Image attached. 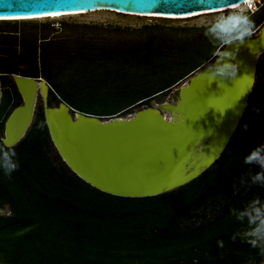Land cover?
<instances>
[{
  "label": "trees",
  "instance_id": "16d2710c",
  "mask_svg": "<svg viewBox=\"0 0 264 264\" xmlns=\"http://www.w3.org/2000/svg\"><path fill=\"white\" fill-rule=\"evenodd\" d=\"M262 11L264 1L251 13ZM263 23L264 17L254 26V31ZM60 26L73 27V35L57 37L56 41L44 38L40 50L35 48L28 57L21 54L17 59L0 53V59L7 66V71L0 73L41 78L49 86L48 107L63 103L76 112L104 119L122 118L136 107H148L153 99L163 97L205 62L215 59L212 51L160 84L152 83L153 78L145 76L138 86L128 85L121 91L124 101L118 103L113 99L112 106L103 104L96 109L91 98L58 90L60 75L45 68L56 45L64 40L77 36L97 47V38L76 33L96 27H74L67 23ZM148 29L164 30L143 27L140 32L145 34ZM168 30L173 31V37H178L176 31L198 29ZM105 39L109 38L100 40ZM119 50L125 52L124 48ZM91 51L85 49L90 55L88 59L97 61L99 54ZM107 55L108 62L116 60L117 54ZM131 55H119L123 57L124 68L131 66ZM158 57L160 60L161 56ZM12 90L15 91L14 86ZM255 101L260 104L254 112ZM18 105L19 102L11 103L10 94H5L0 102L2 145L4 122ZM250 115H253L251 125L245 128ZM262 143L264 74L255 78L248 105L225 151L201 175L161 195L118 197L91 187L67 168L50 141L40 109L23 139L9 147L15 153L11 158L18 162L17 169L10 176L0 171V209L7 206L9 210V215L0 216V264H261L264 255L250 247L244 237L247 217L238 220L237 215L254 199L264 204V182L252 179L264 169L258 163L243 162Z\"/></svg>",
  "mask_w": 264,
  "mask_h": 264
},
{
  "label": "water",
  "instance_id": "95a60500",
  "mask_svg": "<svg viewBox=\"0 0 264 264\" xmlns=\"http://www.w3.org/2000/svg\"><path fill=\"white\" fill-rule=\"evenodd\" d=\"M247 1L249 0H0V18L84 14L97 11L137 17H152L154 14L189 16L205 12L219 13ZM262 25L261 29L259 27L258 35L246 39L244 45L258 41L264 27ZM243 44L239 46V51L242 46L244 47ZM254 45L247 54L245 52L253 62L250 90L244 102L238 105L229 132L226 126H221L215 120L210 121L211 129L204 128L203 121L202 123L197 121L192 127L199 130V134L196 135L191 131L192 128H189L191 124L187 127L190 115L182 122L170 124L159 115V112L163 113L162 109L154 105L138 110L126 118L104 119L76 112L63 103L48 107L45 94L43 116L55 151L78 178L91 187L113 196L152 197L189 183L221 156L248 105L258 58L255 53L264 52V45L256 43ZM225 47L232 49L236 46ZM241 54V51L237 52L234 63H240L238 58ZM206 67L201 68L186 82L191 85V92L199 89L209 78L201 73ZM14 81L22 104L13 109L4 122L2 143L7 147L15 146L27 133L33 119L37 84L41 82L17 76L14 77ZM223 84L231 103L232 87L228 78H225ZM173 107L170 104L167 106L170 110H174ZM175 111L179 112L177 109ZM47 114L50 117V124ZM58 115L64 120H59ZM10 133L13 141L7 143V135ZM214 145L220 147L216 156L211 161L204 162L203 153ZM187 148L189 155L184 157ZM1 215L3 213L0 210Z\"/></svg>",
  "mask_w": 264,
  "mask_h": 264
},
{
  "label": "rangeland",
  "instance_id": "374dc122",
  "mask_svg": "<svg viewBox=\"0 0 264 264\" xmlns=\"http://www.w3.org/2000/svg\"><path fill=\"white\" fill-rule=\"evenodd\" d=\"M263 1H253L256 4V9L258 4H261ZM238 9L251 16L254 21V26L259 24L264 17V11L252 15L251 12L255 10L249 12L246 4ZM219 13L175 19L137 17L108 11H97L58 18L10 21L11 23L0 22V42L2 41L0 46L3 44V49H0V53L10 54V56L14 55L17 59L21 54L28 57L35 48L37 51L40 50L42 46L41 42L44 38H52L56 41L57 37H71L70 35H73L71 28L73 27L64 29L60 26V23H67L74 27H96V29H76L77 32H75L85 37L97 38L99 40L97 47L96 45L92 47L91 41H83L77 36V38L73 37L72 40H64L56 45L54 54L51 56V61L45 68L49 69L52 74L60 75L58 90L62 93L73 92L78 93L81 97L91 98L92 107L100 109L103 104L105 107L112 106L113 99H117L116 102L118 103L124 101L123 96L120 95L121 91L128 88V85L138 86L140 84L139 82L145 76L149 75V77H152V83L160 84L180 74L188 65L210 55L215 47L216 41L211 33H207V28L215 22L218 18L217 14ZM143 27H159L164 28V30L154 31L148 29L145 31V35L140 32ZM168 29L198 30H192V32L176 31L175 35L178 37H173V33H171L173 31ZM258 32L259 28L254 31L251 38L257 36ZM106 37L109 39L100 40ZM114 39L126 41L116 43L112 41ZM123 48L125 52L122 51L123 53H120L119 49L123 50ZM85 49L87 51L94 50V54H99V59L93 62L89 60L90 55L85 53ZM72 50L73 55L71 54ZM109 53L113 55L117 54L115 55V61H107V54ZM125 53L127 55L132 54L130 57L131 66H127V68H124L122 65L123 57H119V55ZM101 55L104 56L100 58ZM158 56H161L160 60ZM5 69H7V66L0 59V72H6L7 70ZM199 70L195 71L188 78L183 79L163 97L153 99L148 107L151 105L157 107L167 106L168 102L174 104L177 96L176 90L180 89ZM263 74L264 52L260 53L256 59L254 81L256 77ZM259 104L260 101H255L252 106V111L255 112ZM51 107H55V104H52ZM143 108H147V106L136 107L132 109L130 114ZM40 109L43 112L44 96L39 87L32 122ZM162 112L167 118L170 117V113L166 112V110L164 112L162 109ZM128 115L122 118H126ZM252 117L253 115H250L247 126L251 125ZM0 210L3 215H9L7 206ZM261 264H264V262Z\"/></svg>",
  "mask_w": 264,
  "mask_h": 264
},
{
  "label": "bare ground",
  "instance_id": "6f19581e",
  "mask_svg": "<svg viewBox=\"0 0 264 264\" xmlns=\"http://www.w3.org/2000/svg\"><path fill=\"white\" fill-rule=\"evenodd\" d=\"M254 0H249L244 4L229 8L228 10H236L241 6L245 5L248 2H252ZM226 11V10H225ZM223 12V11H222ZM209 12L199 13V14H192L189 16H158V15H151L152 17H165V18H175V19H184L187 17H194L198 15L208 14ZM77 15V13H64V14H51L46 16H34V17H22V18H0V20H34V19H43V18H58L63 16H71ZM264 25V24H263ZM262 25V26H263ZM261 29V27H260ZM257 45L262 44L264 45V27L261 30V36L259 37L258 41L255 42ZM253 42L246 43L244 47L242 46L240 51L242 52L240 59V63L238 64V69L235 77L228 78L230 85L232 87V99L230 103L229 96L225 91L224 80L217 78V80H212L210 77L206 79L201 87L194 92H191V85L188 83L183 84V86L177 90V96L174 104L168 103L173 105L175 108L174 110H170L167 106H160L162 109L166 110V112L170 113V117H166L164 113L159 112L161 118L170 124L179 123L185 120V118L190 115V120L187 123V127L190 125L189 128L193 127L195 122H204L203 127L206 129H211L210 121L215 120L219 122L222 126H226L228 132L230 131L232 124L235 120L236 110L238 105H241L244 102V99L250 90V83H251V75L253 69V62L249 55H246L248 51H250L249 45L251 48L255 46ZM238 51V53L240 52ZM246 52V54H245ZM237 54V53H236ZM234 62V61H233ZM195 79L193 80V82ZM45 97L46 88L43 82H39L37 84V88L39 89ZM192 98V100H190ZM192 108V109H191ZM179 112H176L175 110ZM191 110V112H190ZM189 113V114H188ZM48 116V114H47ZM50 118L49 116L47 117ZM59 120H64L61 115H58ZM50 124V119H49ZM197 129V128H196ZM196 129H191V131L195 132L198 135V131ZM13 136L7 135L6 142L12 143ZM220 147H216L215 145L208 148L205 153H203V158L205 159L204 162L211 161L217 154ZM189 155V148L186 149L184 152V157ZM202 159V158H201Z\"/></svg>",
  "mask_w": 264,
  "mask_h": 264
},
{
  "label": "clouds",
  "instance_id": "9594fccd",
  "mask_svg": "<svg viewBox=\"0 0 264 264\" xmlns=\"http://www.w3.org/2000/svg\"><path fill=\"white\" fill-rule=\"evenodd\" d=\"M217 17L215 22L207 28V33H211L216 41L213 48L215 60L212 64L205 62L201 68H205V65L207 67L201 73L212 80H217V78L224 80L235 77L238 64L233 61L239 51V46L253 36L254 21L249 14L239 9L226 10L217 14ZM227 45L236 47L228 49L225 47ZM249 47L251 48V45ZM258 54L260 53H255L257 57H259ZM254 84L255 81H253V86ZM243 127L247 128V125L245 124ZM14 155L11 148L0 144V171H3L6 176H10L18 167V162L11 158ZM243 162L245 164L258 163L264 169V143L251 150L243 158ZM252 179L264 182V171L255 173ZM244 217H247V227L244 231L246 242L250 247L257 248L261 255H264V204H261L259 199L252 200L237 215L238 220ZM232 239H236V237L233 236ZM219 243L222 245V241Z\"/></svg>",
  "mask_w": 264,
  "mask_h": 264
},
{
  "label": "flooded vegetation",
  "instance_id": "af4514ba",
  "mask_svg": "<svg viewBox=\"0 0 264 264\" xmlns=\"http://www.w3.org/2000/svg\"><path fill=\"white\" fill-rule=\"evenodd\" d=\"M15 76L22 77V78H30V77H24V76L14 74V73H6V74L0 73V91H1L0 102H1V100L5 94H10L12 104H14L16 102H19V105L22 104V98H21L20 94L18 93L16 85H15V81H14ZM31 79H34L37 81L39 80L41 82L42 81L45 82V87H46V100L45 101L47 103L48 99H49V86H48L47 82L41 78H31ZM12 86L15 87V91L12 90ZM45 101H44V103H45Z\"/></svg>",
  "mask_w": 264,
  "mask_h": 264
},
{
  "label": "built area",
  "instance_id": "2783aa9c",
  "mask_svg": "<svg viewBox=\"0 0 264 264\" xmlns=\"http://www.w3.org/2000/svg\"><path fill=\"white\" fill-rule=\"evenodd\" d=\"M247 5V10L250 12V11H253V10H256V4L255 2H248L246 3Z\"/></svg>",
  "mask_w": 264,
  "mask_h": 264
}]
</instances>
